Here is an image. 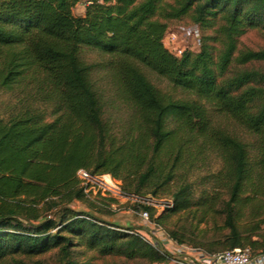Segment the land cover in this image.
Segmentation results:
<instances>
[{
  "label": "trees",
  "instance_id": "obj_1",
  "mask_svg": "<svg viewBox=\"0 0 264 264\" xmlns=\"http://www.w3.org/2000/svg\"><path fill=\"white\" fill-rule=\"evenodd\" d=\"M81 3L85 14L76 16ZM186 19L202 44L176 58L163 38ZM255 29L264 32V0H0V92L14 100L0 115V264L54 252L68 260L76 248L169 261L136 228L126 234L97 217L93 203L87 212L73 207L87 202L81 169L112 176L128 195L170 196L173 207L158 217L135 208L163 229L187 216L188 226L164 229L179 245L211 256L264 253V49L238 44ZM83 48L100 54L112 105L127 112L120 133L105 119ZM147 72L183 96L162 91ZM243 136L255 140L253 156ZM211 153L222 168L195 201L189 180ZM209 217L212 237L202 238L209 233L198 226Z\"/></svg>",
  "mask_w": 264,
  "mask_h": 264
},
{
  "label": "rangeland",
  "instance_id": "obj_2",
  "mask_svg": "<svg viewBox=\"0 0 264 264\" xmlns=\"http://www.w3.org/2000/svg\"><path fill=\"white\" fill-rule=\"evenodd\" d=\"M86 6L84 3L79 4L74 9V14L76 16H83L85 14ZM188 19L182 22H176L171 24L170 28L175 29L177 27H183L190 25ZM211 31L203 33V36L210 35ZM238 44L240 49H251V50H261L264 49V32L261 30H250L242 35L238 39ZM82 58L83 60L92 65L93 68V80L98 92L103 94V97L106 101V110H105V119L114 126V129L120 133L122 128L125 126L126 119L128 118L127 112L123 106L112 105V87L110 83V78L107 69L104 68L103 60L100 54L94 50L88 48L82 49ZM257 67L264 68V65ZM147 75L151 82L161 89L164 92L174 93L176 97L181 98L183 95L180 92H176L164 79L159 78L158 76L147 72ZM14 102L12 96L7 93L0 92V115L5 116V112L8 107ZM51 121L52 118L49 117ZM244 140L249 143L250 154L253 156L255 149L252 146L255 142L254 139L243 136ZM222 168V161L216 154H209L205 159L204 163L200 168H197L190 177V183L193 185L195 201H198L202 195L210 192L212 190V182L208 177ZM111 178L115 183L122 189V183L112 176ZM158 199V198H157ZM165 199V198H163ZM166 199H171L167 197ZM94 204L95 208H92L93 213L106 223L114 224L118 227L119 231L124 232L128 229H137L136 231L146 235V232L143 231L142 226L144 222L140 217V210L135 208V203H132L126 198L115 196L113 194H100V193H90L87 197V202H77L74 204V208L79 212H87L91 210L89 204ZM99 210H102L100 212ZM187 216H172L167 220V225L164 227L170 229H181L186 225L188 226ZM190 221V220H189ZM222 218H217L216 222L222 224ZM198 223V222H197ZM215 220L208 218L206 222L198 226V232L207 231L209 234H199L202 238L212 237V230L214 227ZM148 235H146L147 237ZM150 238V236H148ZM26 264H149L145 263L142 260H131L122 256H100L96 252H89L84 248H76L73 250L72 255L68 260H61L57 254L51 253L49 255L27 260ZM155 264H170V261L165 263H155Z\"/></svg>",
  "mask_w": 264,
  "mask_h": 264
},
{
  "label": "built area",
  "instance_id": "obj_3",
  "mask_svg": "<svg viewBox=\"0 0 264 264\" xmlns=\"http://www.w3.org/2000/svg\"><path fill=\"white\" fill-rule=\"evenodd\" d=\"M164 47L176 58L182 57L186 52H196L202 44L201 29L194 24L188 26L169 28L163 38ZM80 186L88 197L90 193L113 194L123 197L135 204L147 205L156 212V217L166 213L173 207L171 199L141 198L125 194L122 189L113 181L110 175H92L81 169L77 173ZM140 217L144 222L142 229L146 232L130 230L126 234H140L146 241L152 244L159 251L170 254V264H264V253L255 252L251 248L235 249L217 255H209L201 249L187 245H179L173 241L164 229L151 219L148 211H141Z\"/></svg>",
  "mask_w": 264,
  "mask_h": 264
}]
</instances>
